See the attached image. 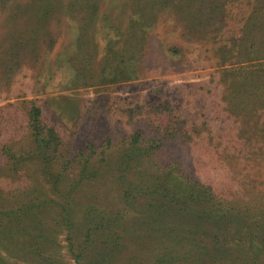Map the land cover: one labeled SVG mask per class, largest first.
<instances>
[{"label": "rangeland", "instance_id": "obj_1", "mask_svg": "<svg viewBox=\"0 0 264 264\" xmlns=\"http://www.w3.org/2000/svg\"><path fill=\"white\" fill-rule=\"evenodd\" d=\"M33 103L63 149L117 131L119 141L137 129L162 133V161L217 195L264 202V0H0V149L29 146ZM24 166L32 172L36 161ZM10 172L0 169V189L18 184ZM90 179L75 194L82 215L122 208L110 166ZM135 210L125 209L127 233L138 229ZM137 232L114 247L112 264H154L156 242ZM58 236L55 264H75ZM166 240L172 264H196ZM259 248L264 264V241ZM242 259L237 249L220 264Z\"/></svg>", "mask_w": 264, "mask_h": 264}, {"label": "trees", "instance_id": "obj_2", "mask_svg": "<svg viewBox=\"0 0 264 264\" xmlns=\"http://www.w3.org/2000/svg\"><path fill=\"white\" fill-rule=\"evenodd\" d=\"M181 133L176 127L173 136L177 139ZM118 134L107 133L99 143L89 139L66 150L59 129L43 118L37 104L31 105L26 119L29 146L14 149L3 144L0 149L7 156L4 162L0 157V169L21 177L17 185L0 189V264H55L60 233L75 264H112L114 247L131 242L137 231V237L156 242L154 264L173 263L163 246L169 236L181 257L190 260L196 254V264H206L207 259V264L229 261L237 249L249 255V260L242 259L244 264H261L262 197L248 205L217 195L209 183L183 171L178 161L165 163L159 157L162 133L150 135L137 129L123 133L120 141ZM112 140L117 145L115 158L110 159L106 149ZM26 160L36 161L34 171L25 170ZM108 166L122 208L82 215L75 194ZM129 207L140 216L138 229L127 233L121 221Z\"/></svg>", "mask_w": 264, "mask_h": 264}]
</instances>
